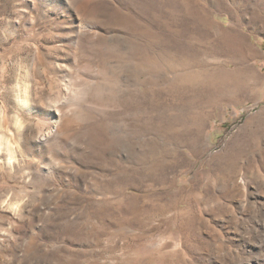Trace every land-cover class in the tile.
I'll return each instance as SVG.
<instances>
[{
    "label": "rangeland",
    "instance_id": "rangeland-1",
    "mask_svg": "<svg viewBox=\"0 0 264 264\" xmlns=\"http://www.w3.org/2000/svg\"><path fill=\"white\" fill-rule=\"evenodd\" d=\"M0 264H264V0H0Z\"/></svg>",
    "mask_w": 264,
    "mask_h": 264
},
{
    "label": "bare ground",
    "instance_id": "bare-ground-1",
    "mask_svg": "<svg viewBox=\"0 0 264 264\" xmlns=\"http://www.w3.org/2000/svg\"><path fill=\"white\" fill-rule=\"evenodd\" d=\"M85 35H86V34H85ZM27 95H29V94H27ZM29 97H30V96H27L26 101H24V103H23V105L26 106V107H30V105H29V100H30ZM133 131H134V130H133ZM9 147L11 148L10 145H9Z\"/></svg>",
    "mask_w": 264,
    "mask_h": 264
}]
</instances>
